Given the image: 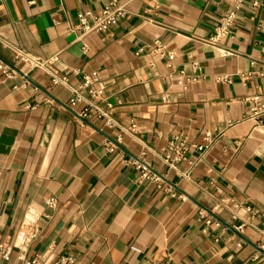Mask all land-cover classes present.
<instances>
[{"label":"crops","instance_id":"0c3cea01","mask_svg":"<svg viewBox=\"0 0 264 264\" xmlns=\"http://www.w3.org/2000/svg\"><path fill=\"white\" fill-rule=\"evenodd\" d=\"M109 1L0 0V38L56 55L50 71L72 85L95 72L116 122L104 126L93 110L78 119L83 104L67 108L68 88L0 43L19 70L0 74V240L11 246L0 264H264V115L244 119L243 102H264V0H245L215 44L231 0H121L123 18L78 38L76 14ZM207 131L220 135L188 178L162 162L172 135L200 143ZM141 152L163 181L139 177L131 159Z\"/></svg>","mask_w":264,"mask_h":264},{"label":"built area","instance_id":"2783aa9c","mask_svg":"<svg viewBox=\"0 0 264 264\" xmlns=\"http://www.w3.org/2000/svg\"><path fill=\"white\" fill-rule=\"evenodd\" d=\"M245 0H231V5L229 8H226L220 14L218 18V25L216 26L214 34L209 38L211 43H217L219 40L227 37L230 34V29L234 24L237 16L242 11L244 7ZM127 2H122L121 0H110L109 3L103 7L98 14H93L90 11H80L76 14L77 24L73 27L75 31L78 32V38L83 35L92 32H106L108 28L117 22L119 19L123 18L127 12L126 8ZM252 7H258V0H250ZM0 43L3 47H9L14 52L13 60L14 62H20L28 67H36L43 69L51 74L52 84L53 85H63L68 88L70 96L67 101V108L72 109L78 104H83V108L80 112L75 114L78 119L85 118L88 116L90 110H93L96 118L102 121L103 125L106 127H113L116 125L112 117L113 106L107 102L103 96V89L97 86V76L95 72L90 74H85L82 77V82L78 85H72L69 83L68 76H58L50 71V64L57 61V56H51L49 58H39L31 56L28 52L21 48H16L4 42L0 38ZM84 51L86 48H83ZM160 52L161 48H156ZM0 74L4 79L15 78L19 74V70L14 66L0 58ZM262 75V74H260ZM189 79H186L188 81ZM217 81L220 82H230V78L227 76L218 77ZM184 80L179 78L177 84L183 85ZM243 102L248 104V109L245 112L244 119H250L254 121H259L261 115H264V102H262L261 96L258 94L248 95L243 98ZM231 123L227 124L230 125ZM134 125L131 126L130 130L133 131ZM220 134L213 135L211 132L207 131L202 138V142H188L185 138L180 135H172L168 142L167 147L164 150V153L161 156L162 162L168 166L170 169L175 170L181 178H188L189 170L196 164L198 160L203 158L205 152L213 143V141ZM111 145L109 150H112ZM190 150H195L198 152L196 160L188 159V152ZM145 152H141L138 156H135L131 159V164L139 174V177L142 179H149L153 181H163V177L155 173L143 160ZM182 162L188 163V168L186 170L179 169L178 165ZM48 206L54 205V199L49 198L46 201ZM220 206V203H216L212 210L217 209ZM234 209L240 207L236 202L232 204ZM248 212L253 210L250 207L245 208ZM202 215V213H201ZM236 214L233 212L231 218L234 219ZM217 225H220V221H216ZM233 229L242 234L243 224L233 226ZM241 244L238 243V246ZM11 246L5 244L0 240V254L4 258H8L10 253ZM74 258L72 256H61L56 261L51 264H73ZM26 264H48L43 262L39 256H34Z\"/></svg>","mask_w":264,"mask_h":264}]
</instances>
